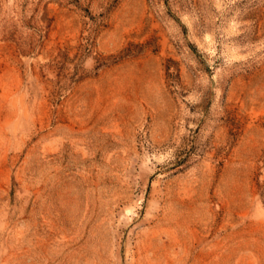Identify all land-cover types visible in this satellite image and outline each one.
I'll list each match as a JSON object with an SVG mask.
<instances>
[{"label": "rangeland", "instance_id": "374dc122", "mask_svg": "<svg viewBox=\"0 0 264 264\" xmlns=\"http://www.w3.org/2000/svg\"><path fill=\"white\" fill-rule=\"evenodd\" d=\"M0 264H264V0H0Z\"/></svg>", "mask_w": 264, "mask_h": 264}]
</instances>
